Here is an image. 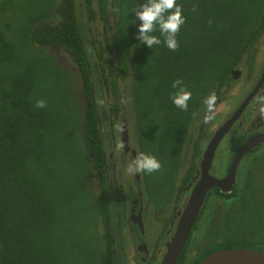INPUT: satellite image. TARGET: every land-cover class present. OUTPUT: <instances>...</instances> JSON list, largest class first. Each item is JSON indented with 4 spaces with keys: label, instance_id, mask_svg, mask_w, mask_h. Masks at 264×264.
Returning a JSON list of instances; mask_svg holds the SVG:
<instances>
[{
    "label": "flooded vegetation",
    "instance_id": "1",
    "mask_svg": "<svg viewBox=\"0 0 264 264\" xmlns=\"http://www.w3.org/2000/svg\"><path fill=\"white\" fill-rule=\"evenodd\" d=\"M261 1L254 13L247 16L245 22L239 23V45L228 58H223L217 64L212 76L202 81V85L198 81L200 84L193 87L190 84L193 81H183L188 91L192 94L198 91L199 94L192 119L187 121L186 115H183L182 124L177 125L176 114L172 113L167 122H163L162 111L156 105L155 109L160 114V127L154 136H150L141 123L136 95L140 90L145 91L149 98L145 109L150 110L155 105V99L158 101V97L149 93L151 88L157 87L156 92L161 94L163 86L169 83L151 81L148 76L145 79L144 73L152 69L158 51L156 48L133 45L140 23L133 9L141 1L52 0L54 4H49L46 20L49 21L50 17L57 22L62 15L71 20L83 58L85 70L82 72L78 67L79 72L76 63L62 47L47 44L34 46L36 50L51 54L57 65L72 75L68 88L70 107L79 117L77 130L81 132L82 153L88 161L87 174L79 179L78 188L92 196L96 208L103 207V213L98 214L101 224L99 236L102 240L99 264L104 261L105 264H159L190 193L201 182L203 173L200 166L203 164L207 167L209 161L207 176L223 180L235 155L253 139L256 144L238 158L231 184L223 186L225 191L219 187L206 190L190 231L201 217L202 210L208 209L209 213V203L212 201V217L213 213H217L216 223H213L219 228L214 238L206 235L207 241L198 240L195 246L196 260L204 252L210 251L211 254L222 250L220 247L229 248L226 247L227 243L229 246L235 242L244 246L242 250L264 253V238L259 237L263 232L257 228L252 231L241 230L236 236L227 231L232 235L231 238H227L225 229L221 228L227 221L224 220L228 218V213L235 215L246 207L247 202H241L238 206L236 199L240 196L250 197L249 193L246 195L237 187L239 167L245 164L246 159L250 160L243 175V183L247 188L249 173L254 172L260 161H264V118L259 112L264 105L257 103V98L264 96V78H260L264 70V0ZM57 6L59 10H56ZM123 18L127 20L126 23L122 22ZM134 49L136 62L140 63L137 64L140 71H136L135 75ZM212 94L216 96L213 119L205 124L203 118L207 106L204 101ZM248 96L250 98L246 106L238 110ZM230 98L232 109L224 111V104ZM188 110L191 113V106ZM86 117L90 118L89 148L83 141L87 133ZM231 119L233 123L228 130L220 138L214 137L212 140L218 129ZM120 144L124 147L119 148ZM227 147L228 154L225 157ZM139 153L154 156L162 165L161 174L156 177L148 173L129 175L127 165ZM258 156L261 158L259 161ZM148 179L160 181L159 185L150 188ZM159 187V199L156 201L155 193ZM234 207H237L236 212ZM106 211L109 217L104 216ZM243 214L247 216L245 212ZM241 217L238 221H245ZM253 236L259 238L254 239ZM188 239L189 235L176 264H184L182 255ZM193 249L189 246L186 251L188 253ZM128 252L129 263H126L122 259Z\"/></svg>",
    "mask_w": 264,
    "mask_h": 264
},
{
    "label": "trees",
    "instance_id": "2",
    "mask_svg": "<svg viewBox=\"0 0 264 264\" xmlns=\"http://www.w3.org/2000/svg\"><path fill=\"white\" fill-rule=\"evenodd\" d=\"M140 1V4L146 3V0ZM261 2V0H177L185 17V23L176 37L179 47L173 52L163 43L153 46L151 49L156 48L158 51L157 59L154 60L152 69L144 73L145 79L148 76L151 81L169 83L163 86L161 94L156 92L157 87H152L149 91L153 97H158L163 122H167L172 113L176 114L177 125L182 124L183 115H186L187 121L192 119L195 106L199 102L198 91H193L188 101L191 113L189 110L181 111L170 99V94L177 91L171 87L173 81L177 79L193 81L190 83L192 87L200 84L198 81H201V85L202 81H207L217 69V64L221 63L223 58H228L239 45L237 44L239 23L245 22L247 16L253 14ZM1 7L2 5H0V264H32L33 259L30 255L32 238L43 235L49 228L50 216L48 208L29 185V174L31 166L38 164L42 158L41 141L44 132L50 126V118L44 109H35L29 100L31 76L25 70L20 71V66L15 60L17 45L11 39H6L10 25L1 24L4 12ZM56 10H59V6ZM46 19L47 14H43L28 20V25L23 30L25 49L36 50L34 48L36 44L62 47L67 50L77 68L80 67L83 72L85 70L82 66L83 58L74 35V24L66 15H62L61 20L57 22L50 17L49 21ZM153 35L159 37L158 26ZM133 45L147 47L136 38ZM132 56L135 75L136 71H140L137 66L140 63L136 62V49ZM78 71L80 72L79 68ZM89 126L90 118L86 117L87 133L83 137L86 148L90 145ZM226 247L229 248L219 249L244 248L239 243L229 246L227 243ZM209 253L210 251L204 252L196 262Z\"/></svg>",
    "mask_w": 264,
    "mask_h": 264
},
{
    "label": "rangeland",
    "instance_id": "3",
    "mask_svg": "<svg viewBox=\"0 0 264 264\" xmlns=\"http://www.w3.org/2000/svg\"><path fill=\"white\" fill-rule=\"evenodd\" d=\"M50 3L53 4L51 0H0L1 8L4 9L1 24L10 25L6 39H11L17 45L15 60L20 66V71L25 70L31 76L29 100L35 109H44L50 118V126L41 141L42 158L38 164L31 166L29 174L30 187L48 208L50 224L43 235L32 238L30 255L32 264H99L102 240L99 236L101 224L98 214L103 213V207L96 208L92 196L78 188L79 179L87 174L88 161L82 153L80 133L77 130L80 120L70 107L68 88L72 75L62 70L47 51L27 50L23 45V30L27 27L28 20L47 14ZM126 18L128 19V15ZM122 22L126 23L127 20L123 18ZM136 96L141 123L150 136H154L160 127V114L155 109L159 102L154 101L155 105L146 110L145 103L149 98L145 91L140 90ZM232 98L224 104V111L232 109ZM38 100H44L46 107L36 108ZM224 154L226 157L228 147ZM257 159L259 161L261 158L258 156ZM248 161L250 160L246 159L245 164L239 167L236 184L242 193H249L250 197L240 196L236 199L238 206L241 202H247L243 211L239 210L235 215L227 214L228 218L224 220L227 221L221 226L225 229L227 238H231V234L236 236L241 230L252 231L255 228L263 232L259 237L264 238V161H260L254 172L249 173L246 188L243 175L247 170ZM160 174L158 171L149 175L156 177ZM159 182L156 179H148L150 188L159 185ZM160 187L155 193L156 201L159 199ZM209 204V213L208 209L202 210L201 217L190 231L184 256L182 255L184 264H192L197 259L195 246L198 245V240L207 241L206 235L213 238L216 236L219 228L214 224L217 213H213L212 217L214 203L211 201ZM233 209L236 212L237 207ZM104 216L109 217L107 211ZM239 217L245 221L239 222ZM189 246L194 249L187 253ZM129 255L130 252L122 261L129 263Z\"/></svg>",
    "mask_w": 264,
    "mask_h": 264
},
{
    "label": "clouds",
    "instance_id": "4",
    "mask_svg": "<svg viewBox=\"0 0 264 264\" xmlns=\"http://www.w3.org/2000/svg\"><path fill=\"white\" fill-rule=\"evenodd\" d=\"M133 13L140 22L136 38L141 43L150 49L162 43L170 51L175 52L178 49L179 43L176 37L181 26L185 23V17L182 14V8L177 4V0H146V3L133 9ZM157 26L160 34L159 37L153 35L157 31ZM161 37L163 38L162 40ZM171 87L177 89L175 93L170 94L173 105L181 111L187 112L188 101L191 99L192 93L187 90L180 79L173 81ZM215 102V94L210 95L204 101L207 111L203 118V123L206 124L213 119L212 113ZM257 103L264 105V96L258 97ZM35 107L45 108L46 102L38 100ZM259 112L261 117L264 118V106L260 107ZM118 147L123 148L124 145L120 144ZM161 167V163L154 156L139 153L128 163L126 171L129 175L138 173L152 174L153 172L160 171Z\"/></svg>",
    "mask_w": 264,
    "mask_h": 264
},
{
    "label": "water",
    "instance_id": "5",
    "mask_svg": "<svg viewBox=\"0 0 264 264\" xmlns=\"http://www.w3.org/2000/svg\"><path fill=\"white\" fill-rule=\"evenodd\" d=\"M260 78H264V70ZM258 84L259 83H257V85ZM248 98H250V96H248L241 103L238 110L240 109L242 110L246 106L248 102ZM238 110L236 111L234 117L236 116ZM232 123H233V119H231L226 124L221 126L218 129V131L215 133V135H213L212 140L214 139V137L220 138L228 130V128L231 126ZM255 144L256 143H254V139H253L251 141H248L243 146V149L240 150L241 152L239 151L240 153L235 155V159L231 163L230 170L227 176L223 180H214L213 178L207 176L206 168L209 165V161L207 167L206 165L203 164L200 166L203 173L201 182L190 193L187 201V205L180 217V220L173 232L172 237L168 241L169 243L166 245V250L159 264H176L178 255L180 254L183 245L189 235L190 229L195 222L198 209L201 206L206 190L209 187H219L225 191L223 186L228 183L231 184L235 170V165L239 160L238 158L241 156L243 152L246 153L247 151H249ZM210 155H212V150L210 152ZM204 159L206 158L204 157ZM196 264H264V253L242 250V249L218 250L216 252L207 255Z\"/></svg>",
    "mask_w": 264,
    "mask_h": 264
}]
</instances>
